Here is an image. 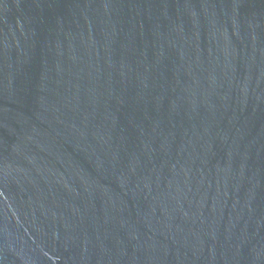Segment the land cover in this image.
I'll return each mask as SVG.
<instances>
[{
  "label": "water",
  "instance_id": "95a60500",
  "mask_svg": "<svg viewBox=\"0 0 264 264\" xmlns=\"http://www.w3.org/2000/svg\"><path fill=\"white\" fill-rule=\"evenodd\" d=\"M0 264H264V0H0Z\"/></svg>",
  "mask_w": 264,
  "mask_h": 264
}]
</instances>
